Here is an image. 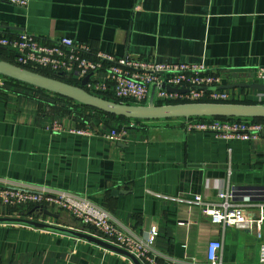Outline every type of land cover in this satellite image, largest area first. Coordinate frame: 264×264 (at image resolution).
Masks as SVG:
<instances>
[{
  "label": "crops",
  "instance_id": "obj_1",
  "mask_svg": "<svg viewBox=\"0 0 264 264\" xmlns=\"http://www.w3.org/2000/svg\"><path fill=\"white\" fill-rule=\"evenodd\" d=\"M23 31L46 41L70 37L118 58L204 63L222 74V87L260 82L253 70L264 66V0H30L27 7L0 0V36ZM2 79L0 186L74 192L145 242L156 228L150 252L161 262L205 264L210 242L218 240L223 264H260L264 224L258 238L256 230L214 222L193 200L218 202L233 188L235 202L264 204V133L243 140L188 131L179 120L65 113L64 103ZM221 86L239 103L264 102L260 90ZM122 127L125 136L109 137ZM51 211L59 216L39 217L95 235L69 212ZM247 213L258 218V206ZM25 263L135 264L74 233L0 223V264Z\"/></svg>",
  "mask_w": 264,
  "mask_h": 264
},
{
  "label": "built area",
  "instance_id": "obj_2",
  "mask_svg": "<svg viewBox=\"0 0 264 264\" xmlns=\"http://www.w3.org/2000/svg\"><path fill=\"white\" fill-rule=\"evenodd\" d=\"M20 7H27L30 0H3ZM0 46L9 49L15 55V64L22 67L46 68L53 72L64 73L73 79L83 81L89 76L85 88L94 93L113 91L123 103L146 105L154 91V101L182 100L186 102H220L230 100V94L221 89L223 76L210 70L204 63L168 64L146 61L130 56L116 57L106 52L93 53L91 47L70 37L46 41L26 31L0 36ZM93 53V56L90 54ZM30 67V68H29ZM103 72V77L97 75ZM255 78L264 83V66L253 70ZM3 79L0 77V85ZM171 85L187 89L184 93L171 92L163 86ZM210 100V101H204ZM188 131H210L226 138L251 140L259 138L264 130V122L251 120H222L217 118H192L185 122ZM59 129V126H55ZM84 133V131H78ZM126 129L113 130L110 138L125 136ZM231 174V170H229ZM194 203L201 206L203 212L214 222L234 225L246 230H256L258 238L264 224V204L235 202V190L229 188L219 194L218 202H207L196 195ZM33 204L37 207L67 211L84 226L92 227L98 237L117 245L137 257L142 264H201L195 259L179 261L169 258L161 262L150 252L158 231L153 228L148 240L142 241L134 234L120 230L113 215L89 199L74 192L50 188L47 186H0V206H21ZM257 205L258 218L248 216L249 207ZM38 217L44 215L38 213ZM34 218L45 222L41 217ZM221 241L214 240L208 246V261L205 264H223ZM31 264V263H25ZM260 264H264V244L260 251Z\"/></svg>",
  "mask_w": 264,
  "mask_h": 264
},
{
  "label": "water",
  "instance_id": "obj_3",
  "mask_svg": "<svg viewBox=\"0 0 264 264\" xmlns=\"http://www.w3.org/2000/svg\"><path fill=\"white\" fill-rule=\"evenodd\" d=\"M1 48H4L0 46ZM63 75L64 73H60ZM0 76L37 87L48 92L61 95L81 104L100 110L104 113L134 120H171V119H192V118H264V104H244L232 102H186L177 104L157 105L154 101V91L146 105L117 102L106 99L100 95L88 91L84 85L87 84L89 76L83 79L82 85L67 83L55 77L47 76L35 70L28 69L15 63L0 59ZM166 90L177 93H184L187 89H180L165 84ZM222 87V86H221ZM249 87L264 92V83L236 84L223 86L222 88ZM264 133V130L262 131ZM35 212H42L44 215L57 218L59 215L43 207H36ZM0 223L23 224L45 229L60 230L74 233L88 241L110 249L114 252L127 256L135 264H142L141 261L129 251L114 245L98 236L82 231H73L67 228L52 226L49 223L29 219L20 216H0Z\"/></svg>",
  "mask_w": 264,
  "mask_h": 264
},
{
  "label": "trees",
  "instance_id": "obj_4",
  "mask_svg": "<svg viewBox=\"0 0 264 264\" xmlns=\"http://www.w3.org/2000/svg\"><path fill=\"white\" fill-rule=\"evenodd\" d=\"M90 56H93V53L90 54ZM15 55L13 54V52H11L9 49H6V48H1L0 47V59H3V60H6V61H9V62H12V63H15ZM30 68V67H29ZM32 70H35L39 73H42L44 75H47V76H51V77H55V78H58L60 80H63L67 83H70V84H74V85H82V81H78V80H75L73 79L71 76H68L66 74H63L61 75L60 73H57V72H53L49 69H46V68H32ZM2 78H4L8 83L10 84H16V85H23V86H27V87H30V88H35L37 89L38 91H41L49 96H51L53 99L55 100H58L62 103H64L65 105H62V106H59V110L62 111V112H65V113H76L77 115H80L81 113H85L86 111H92V112H95L97 114H100V115H106L108 117H111V118H116V119H124V120H134V119H127V118H124V117H119V116H115V115H112V114H108V113H104L100 110H97L95 108H92V107H89L87 105H84V104H81L79 102H76L74 100H71V99H68L66 97H63L61 95H57V94H54V93H51V92H48L46 90H43V89H40V88H37V87H33V86H30V85H27V84H24L22 82H18L16 80H13V79H9V78H6V77H3V76H0ZM98 95L106 98V99H109V100H114V101H117V102H121L120 99L116 98L113 94V91H108V92H103V93H99ZM126 102L128 103H134L133 101H129V100H125ZM204 101H210V100H204ZM184 101L182 100H160L158 101L156 104L157 105H163V104H177V103H183ZM227 102H232V103H239L240 101H235L234 99H230L228 100ZM54 103H57V101H55ZM241 103H244V104H258L257 101H242ZM259 104H264V102L262 103H259ZM57 105V104H56ZM76 110V111H75ZM201 118H207V117H201ZM217 119H224V120H227V119H230V120H251V121H255V122H264V118H255V119H248V118H217ZM171 120H179L181 122H183V125L185 126V122L187 121L186 119H171ZM136 122H145V120H134ZM166 122H170V119L169 120H165ZM36 205H33V204H28V205H21V206H14V207H11V206H0V208L2 209L3 208V211L0 209V213L3 214L4 216L5 215H9V216H20V217H33V218H37L38 217V212H35L34 210L36 209ZM89 227V226H88ZM91 230L93 229L92 227H89Z\"/></svg>",
  "mask_w": 264,
  "mask_h": 264
}]
</instances>
